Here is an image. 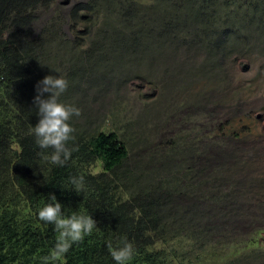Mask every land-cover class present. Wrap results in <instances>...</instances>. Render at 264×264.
<instances>
[{
  "label": "rangeland",
  "instance_id": "1",
  "mask_svg": "<svg viewBox=\"0 0 264 264\" xmlns=\"http://www.w3.org/2000/svg\"><path fill=\"white\" fill-rule=\"evenodd\" d=\"M156 3L44 4L36 10L34 24L35 36L49 43L41 74H56V68L67 74L69 86L61 98L81 110L72 117L74 128L88 135L117 133L137 177H149V166L169 182L186 180L190 197L198 201L192 205H198L194 221L202 220L213 235H201L202 246L188 243L185 256L191 263L185 264H264L263 27L242 29L241 20L234 25L238 5L229 4L228 15L218 18L199 17L195 9L199 25L184 17L179 25L212 29L225 22L219 32L226 39L217 51L201 48L187 29L177 43L163 37L155 44L161 14L180 13L182 0H167L159 12ZM80 4L89 9L72 17ZM125 10L127 15L137 10L139 17L152 13L147 27L155 31L151 37L145 32L148 48L122 54L115 49L113 31L130 34L123 28ZM189 164L191 173L186 171ZM102 167L94 164L92 171L98 174ZM175 213L183 215L180 209Z\"/></svg>",
  "mask_w": 264,
  "mask_h": 264
},
{
  "label": "trees",
  "instance_id": "2",
  "mask_svg": "<svg viewBox=\"0 0 264 264\" xmlns=\"http://www.w3.org/2000/svg\"><path fill=\"white\" fill-rule=\"evenodd\" d=\"M54 1L0 0V231L7 232L0 239V261L8 264L24 261L29 264H116L108 244L115 246L122 237L131 236L136 253L128 264H165V248L150 252L152 240L156 238L170 248L172 264L191 263L185 256L188 243L202 246L200 236L213 231L208 226L203 227L202 220L195 223L198 205H192L198 201H195L197 197H190L184 178L169 182L157 177L149 166L146 169L152 173L149 177H137L128 163L129 151L115 132L97 131L88 135L74 128V140L69 143L74 144L76 150L64 165L51 164L44 156L51 149H41L30 133L29 129L39 118L33 97L36 82L43 77L40 66L44 64V50L49 45L34 34V24L39 19L35 12ZM155 1L154 8L158 11L167 0ZM189 4L195 7L187 8ZM229 4L238 5L239 9L234 12V25L241 20L242 29L260 25L264 32V0H182L180 13L164 11L161 14L165 16L155 29L156 32L161 30L155 44H160L163 37L177 43L187 29L191 34L194 32L201 48L217 51L226 39L225 34L219 32L225 22L212 29H192L180 26L178 21L184 17L190 24L199 25L196 11L200 12L199 17H223L228 15ZM87 9L88 5H77L72 17H78ZM155 11V15H160ZM138 14L137 10L126 14L128 19L126 17L123 28L130 34L113 31L115 49L121 54L149 47L145 37L146 33L151 37L155 31L147 27L153 21L152 13L144 17ZM206 40L211 49L206 48L203 42ZM98 163H102L103 171L95 174L92 167ZM193 169L189 164L186 171L191 173ZM81 174L84 184L76 191L70 177ZM119 192L134 197L135 200L130 201L133 208L120 200ZM49 193H54L68 211L90 213L96 221L93 231L56 261H46L44 257L48 256L58 233L52 224L45 225L37 216L38 208L47 201ZM179 209L183 215L175 213ZM231 227L234 229L236 224ZM34 248L40 249L41 258L29 254Z\"/></svg>",
  "mask_w": 264,
  "mask_h": 264
},
{
  "label": "clouds",
  "instance_id": "3",
  "mask_svg": "<svg viewBox=\"0 0 264 264\" xmlns=\"http://www.w3.org/2000/svg\"><path fill=\"white\" fill-rule=\"evenodd\" d=\"M53 70L56 74L49 73L36 82V95L33 97V102L39 118L34 125L32 124L29 131L41 149H51L50 152L44 153L45 158L51 164L64 165L76 150V146L69 143L74 140L75 131L71 120L73 116H79L81 110L76 104L66 102L61 98L69 86V80L67 74L61 69ZM84 179L82 174L74 175L70 177V183L77 191L83 187ZM120 200L132 207L134 204L130 201L135 199L131 194L125 193V195L120 194ZM37 216L45 225L52 224L58 233L55 244L49 249L48 256L44 257L46 261L64 258L74 243L81 241L96 227V221L90 213L68 211L54 193L48 194L47 201L38 208ZM6 234L7 232L2 229L0 239H3ZM131 240V236L122 237L115 246L108 244L110 255L116 264H128L134 257L136 249ZM151 245L150 252L165 248L163 250L166 254L165 264L174 262L172 252L167 245L164 246L157 238L152 240ZM39 250L34 248L29 254L38 255L41 258ZM0 264L8 263L0 261ZM23 264L29 263L24 261Z\"/></svg>",
  "mask_w": 264,
  "mask_h": 264
}]
</instances>
